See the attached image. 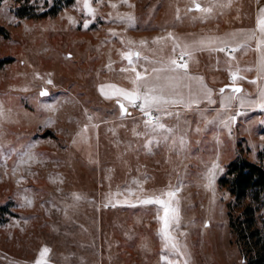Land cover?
Instances as JSON below:
<instances>
[{"label": "rangeland", "instance_id": "obj_1", "mask_svg": "<svg viewBox=\"0 0 264 264\" xmlns=\"http://www.w3.org/2000/svg\"><path fill=\"white\" fill-rule=\"evenodd\" d=\"M197 1L112 0L113 8L108 0H91L94 19L83 0L1 2L0 27L7 35H0V60H12L0 68L5 113L0 117V264H35L44 246L50 249L47 264H244L229 223L228 204L235 197L220 179L239 154L260 161L261 57L218 73L217 91L190 69L188 57L183 58L187 77L167 82L163 77L174 74L159 73L166 95L199 103L153 108L166 127L147 143L140 102H126L122 113L116 102L121 98L106 96L99 87H133L134 73L122 55L129 49L141 53L133 57L134 66L150 78L170 58L179 60L185 44L204 37L195 27L216 14L198 12ZM126 13L134 17L132 23ZM85 20L91 21L87 28ZM157 36L162 39L156 41ZM226 47L227 52L233 48ZM237 70L233 81L231 71ZM192 77H203L210 99ZM233 83L240 92L225 87ZM45 87L48 95L42 96ZM221 88L229 90L221 93ZM225 102L234 109H216ZM46 104H55V110ZM165 110L171 114L164 115ZM29 148L31 160L24 155ZM213 163L218 167L209 188L205 174ZM168 191L176 193L172 203L178 205L180 224L170 231L183 255L171 244L164 246L163 206L137 202Z\"/></svg>", "mask_w": 264, "mask_h": 264}, {"label": "snow or ice", "instance_id": "obj_2", "mask_svg": "<svg viewBox=\"0 0 264 264\" xmlns=\"http://www.w3.org/2000/svg\"><path fill=\"white\" fill-rule=\"evenodd\" d=\"M109 3H112V0H108ZM125 3H127V0H124ZM83 8L87 10L89 14H91L92 18H95L96 9L92 6L91 0H83ZM132 6V5H130ZM112 7L115 8L116 4L112 3ZM194 8L200 10L204 13H210L212 11L211 7H202L199 3H194ZM120 15V14H118ZM128 18V22L132 23L134 21V17L131 13L124 14ZM73 23H75L74 18H69ZM91 21L85 20L84 21V27L87 28L89 23ZM257 27L259 28L261 39L259 41V45H264V8L260 9V13L258 16V22ZM109 32L115 33V29H109ZM253 36L255 35V31L252 30L251 33ZM168 36L172 38L173 41L176 40V37L172 36L171 33H168ZM156 41H160L162 37H155ZM219 37H201L199 40L192 41L191 44H185L181 49V57L180 59L170 58L167 63L164 65L163 68H154L153 72L157 73V75L154 78L148 77L147 72H141L137 71L136 67L134 66L133 57H139L141 53L139 51H133L132 49H129L127 51H124L122 55L127 59L128 64L131 68V71L134 73V77H132V88H122L118 85L109 84L104 85L101 84L100 91L103 92L106 96H117L121 99H117V104L119 105L121 112L126 113L127 104H131L133 106L137 105V102L139 101V107L142 111H144V114L148 117V119L145 121V126L150 127L153 131H155L157 128L164 129L166 127L165 124L161 123L158 118L153 117L151 109L156 108L157 110H161L162 108H165L166 105L171 102L173 104L176 103H183L185 107H190L191 104L199 103L198 99H192L190 101H184L182 98L177 100L174 98H171L170 96L165 94V87L166 85L164 83H160L162 77L159 75L162 71L165 69L174 75H168L163 77V79L167 82H171L173 79H179L183 77H187L189 75L188 73V60L183 59L185 56L188 58L192 57L193 51L202 50L205 46H209L213 44L215 41H219ZM140 44H146L147 41L141 40L139 42ZM239 46V45H237ZM175 50V49H174ZM221 51L228 50L226 48L219 49ZM229 56L232 55L231 51L228 52ZM144 59H148V57H145ZM182 61V62H181ZM111 63V62H110ZM260 72L264 73V50L261 52V59H260V66H259ZM128 68H125L124 71H128ZM37 76H40L39 73H36ZM231 77L233 81H235L238 77V70L237 71H231ZM192 79H198L201 82L202 89L205 95V98L210 99L212 90L207 87V85L203 84V77H192ZM246 79V77H245ZM47 84H52L53 81L51 79L46 81ZM225 87L232 88L234 92H240L241 86L239 84L233 83L231 85H225ZM105 88L113 89L111 93L106 92ZM220 92H224V88L220 89ZM40 95L46 96L48 95V88H43ZM214 102V101H213ZM44 107L55 110V104H46ZM259 107L264 108V91L260 94V103ZM4 108H3V102H0V117L4 116ZM164 115H170L171 113L168 111L163 112ZM230 119H234V117H231ZM225 124L227 125V121H225ZM88 125H84V128L87 129ZM169 132H171V129H168ZM167 139V137H165ZM76 141H73L75 143ZM181 142H183V138H181ZM34 146V145H33ZM28 157L29 160L34 158L33 153L31 152V148H29V151L24 153ZM21 162H26L23 159ZM218 166L213 163L212 167L207 169V172L205 174L207 184L206 186L209 188H213L214 186V180H215V169ZM23 179V177H21ZM179 189H177L178 191ZM166 196L167 198H162ZM176 193L173 191H168L166 194L161 193L160 195H154V196H147L144 199L138 200V203L142 204H149V203H155L158 205L163 206V215L159 217V219L162 221L161 227H160V233L162 239L166 241L165 247L167 248L169 244H171V247L180 255H183L182 252H180V249L178 247V244L176 242V238L171 235L170 228L175 225L176 227H179L180 224V215H179V208L178 205H173L172 201L173 198H175ZM25 201L28 203H31V201L28 200L27 197H25ZM50 252V249L47 246H44L42 250L39 253V258L36 259L35 264H47L46 256ZM166 259V257H165ZM186 264V262H185Z\"/></svg>", "mask_w": 264, "mask_h": 264}, {"label": "crops", "instance_id": "obj_3", "mask_svg": "<svg viewBox=\"0 0 264 264\" xmlns=\"http://www.w3.org/2000/svg\"><path fill=\"white\" fill-rule=\"evenodd\" d=\"M262 2V7L259 0H199L196 2L201 4L202 7H211L212 11L210 13L216 14L211 21L208 16L206 20L200 22V26L195 27L198 30L195 31H200L204 37H219L223 41L221 43L215 41L213 44L205 46L202 50L193 51L190 69L198 70L199 74L204 76L206 80L214 83L215 85L213 84L212 88L215 91H217L216 87L221 81V79H216L218 73L226 74L229 70L242 68V66H238L240 61L253 62V60L260 59L264 45H259L261 36L257 22L260 9L264 8V0ZM186 6L187 4L185 3L177 4V7L180 8ZM197 11L200 12L198 9ZM252 30L255 31L254 36L251 34ZM172 33L174 32L172 31ZM228 44L233 46V48L229 49L232 53L231 56H229L227 50H219L225 48ZM245 46H247L246 49L244 48ZM225 90L228 91L229 89ZM232 102L219 103L216 109L232 111L234 109ZM157 113L159 115V112ZM159 130V128L155 131L150 127L145 128V132L142 135L143 142L153 141Z\"/></svg>", "mask_w": 264, "mask_h": 264}, {"label": "trees", "instance_id": "obj_4", "mask_svg": "<svg viewBox=\"0 0 264 264\" xmlns=\"http://www.w3.org/2000/svg\"><path fill=\"white\" fill-rule=\"evenodd\" d=\"M3 31L0 27V35H7ZM11 60H0V68ZM258 155L259 162L237 155L220 179V185L235 197V203L228 204L229 223L244 264H264V149ZM237 209L240 213L235 214Z\"/></svg>", "mask_w": 264, "mask_h": 264}, {"label": "built area", "instance_id": "obj_5", "mask_svg": "<svg viewBox=\"0 0 264 264\" xmlns=\"http://www.w3.org/2000/svg\"><path fill=\"white\" fill-rule=\"evenodd\" d=\"M181 57V54H179V58ZM184 58H187V56H185ZM152 115L153 117L158 118V113L156 109H151ZM146 118L148 119V117L146 116Z\"/></svg>", "mask_w": 264, "mask_h": 264}]
</instances>
